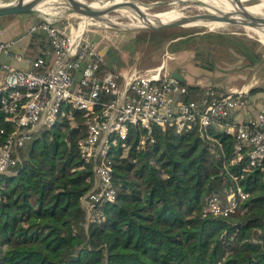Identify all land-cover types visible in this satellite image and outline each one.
<instances>
[{"label": "trees", "instance_id": "16d2710c", "mask_svg": "<svg viewBox=\"0 0 264 264\" xmlns=\"http://www.w3.org/2000/svg\"><path fill=\"white\" fill-rule=\"evenodd\" d=\"M208 37L218 34L198 39ZM194 40L183 42L198 59L206 47ZM84 121L74 111L38 131L11 174L0 175V264H264V184L256 172L243 180L249 197L234 214H201L203 199L221 194L237 172L228 138H221L223 156L196 133L154 127L149 138L129 128L126 147L109 154L116 199L93 205L88 218L81 200L95 179L77 148Z\"/></svg>", "mask_w": 264, "mask_h": 264}, {"label": "built area", "instance_id": "2783aa9c", "mask_svg": "<svg viewBox=\"0 0 264 264\" xmlns=\"http://www.w3.org/2000/svg\"><path fill=\"white\" fill-rule=\"evenodd\" d=\"M89 24L39 21L24 35L0 43L1 55L34 34H42L47 42V48L36 46L26 69L3 65L0 135L6 137L0 144V175L19 163V150L35 133L51 129L66 114L79 111L85 121L77 148L84 161L93 163L95 179L82 198L89 213L93 205L116 199L111 150L126 147L129 128L141 129L150 138L157 127L180 136L196 133L223 156L221 138L231 141L228 164L237 172L229 173L230 185L221 194L203 199L201 214H234L249 197L243 180L256 172L264 184V96L250 91L257 87L249 79L240 88L218 91L208 86L198 99L186 100L188 87L173 78L164 64L144 71L135 66L111 71L100 52L101 41H83ZM144 146L143 138L140 148Z\"/></svg>", "mask_w": 264, "mask_h": 264}, {"label": "rangeland", "instance_id": "374dc122", "mask_svg": "<svg viewBox=\"0 0 264 264\" xmlns=\"http://www.w3.org/2000/svg\"><path fill=\"white\" fill-rule=\"evenodd\" d=\"M88 1V0H86ZM142 3L150 4L154 2L168 3L162 4L157 7L152 8L148 11L151 15L161 14L170 11H183L184 13H194L200 11L201 9L192 4H178L172 5L173 0H137ZM246 5L257 4L258 0H245ZM52 13V12H50ZM110 15V16H109ZM118 16V17H116ZM122 15L119 12H110L108 14L109 18L112 20L126 24L130 23V19ZM32 18L39 21H51V17H35ZM116 18V19H115ZM4 20H7L4 18ZM4 20H0V27L3 26ZM67 20L74 25L81 23L83 19L79 18H65L62 21ZM60 21V22H62ZM87 22V21H86ZM88 29L89 33L84 36V42H97L99 38L103 46H110V50L105 54L104 58L107 59L108 66L113 69H120L125 71V69L133 65L138 70H144L145 67L153 68L165 59L164 46L169 45L171 42L178 38H182L183 41H190L195 39V44L197 47L204 45L206 47L210 61L212 58H216V52L220 51L219 59L216 60L214 66L216 68L225 69L226 79L220 81L228 82L229 86L227 88H240L247 83L250 79L252 87H257L264 89V38L258 36L254 30L239 27V26H220L219 28H190V27H180L172 31L166 32H154L150 34H132L116 32L111 29H105L98 23L94 21L90 22ZM205 33H217V41L212 42V39L208 37L205 39H198ZM257 35V36H256ZM147 38L151 43L146 42ZM197 38V39H196ZM188 42H186L187 44ZM199 45V46H198ZM168 47V46H167ZM209 52V53H208ZM244 53H247L245 56ZM204 56V55H203ZM205 58V57H204ZM198 61L195 57L190 61L193 63ZM214 61V60H213ZM127 63V67L124 64ZM121 70V71H122ZM128 70V69H127ZM229 70V71H228ZM231 70V72H230ZM229 72V73H228ZM253 79V80H251ZM216 85V83H215ZM214 86V85H208ZM221 86V85H220ZM258 97L264 96L262 90L256 93ZM28 143V142H27ZM26 143V144H27ZM11 174L8 172V175ZM7 175V174H6ZM5 182V177H0V183ZM88 215V214H87Z\"/></svg>", "mask_w": 264, "mask_h": 264}, {"label": "water", "instance_id": "95a60500", "mask_svg": "<svg viewBox=\"0 0 264 264\" xmlns=\"http://www.w3.org/2000/svg\"><path fill=\"white\" fill-rule=\"evenodd\" d=\"M9 2L7 7H0V18L29 15L39 18H43L46 13L52 12L54 17H51L52 24H57L65 18H79L88 22L94 21L100 24L105 29H111L116 32L132 33V34H150L154 32H166L172 31L180 27L194 28V24L199 23H212L219 26H239L251 30L264 29V13H252L248 10L245 0H236L239 4L237 9L232 10H220L216 9L209 4L201 1L184 2L180 0H173L171 3L180 2V4H192L198 6L201 10L194 13H180L171 20L162 21L161 19L156 21L147 22L141 26H131L127 24L118 23L103 13L91 9L88 3L73 0L74 4L78 7L67 8L63 7L56 1H39V0H0ZM129 2H136L146 8H154L162 4L154 2L150 4L142 3L137 0H129ZM43 21V20H42ZM172 77L179 80L181 83H185V80L179 74L178 71L172 73ZM16 174V173H15ZM89 218V214L87 216Z\"/></svg>", "mask_w": 264, "mask_h": 264}, {"label": "crops", "instance_id": "0c3cea01", "mask_svg": "<svg viewBox=\"0 0 264 264\" xmlns=\"http://www.w3.org/2000/svg\"><path fill=\"white\" fill-rule=\"evenodd\" d=\"M5 19L7 20H4V18H0V20H4V23L2 24L3 26L0 27V43L11 39H16L24 35L27 29L38 21L29 15L10 16V18L5 17ZM34 36H36L37 39H34L31 46H29L28 39L25 38L24 41L20 42L18 45L1 53L0 84L4 81L5 77L3 65L12 66L16 69H26L28 67L29 57L34 52L36 46L40 44L42 47L47 48V42L42 34H35ZM104 38L105 37L99 38V41ZM187 45L189 44L184 43L182 38L174 40V42H171L169 45L166 44L164 46L165 59H163L160 64H164L171 73H173L174 71H178L182 78L185 80L184 85L194 88L191 92H189V97L191 99H198L203 94L208 85L218 86L219 88H221V90L227 89V87L229 86L228 82H223L220 84V81H224L226 79V68L221 69L214 66L216 60L220 58L218 55L220 51H215L216 58L213 57L212 59L214 61L212 60V62L210 61V57L208 56V54H206L207 50H204V56L202 55L197 59L198 61L190 63V61L195 57V54L190 50H186ZM108 50H110L109 44L102 46L100 52L105 56ZM16 56H20V59H16ZM105 60L107 63V67H109L107 59ZM125 66L127 67V63L124 64L123 68ZM129 68L130 66H128L125 70ZM110 69L112 71L120 72L122 70V67L119 70L113 68ZM146 69H149V67L144 68V70ZM260 89L261 88H259V90ZM260 98H263V96H260ZM81 205L87 209V203L84 199L81 200ZM87 214H89L88 211Z\"/></svg>", "mask_w": 264, "mask_h": 264}, {"label": "bare ground", "instance_id": "6f19581e", "mask_svg": "<svg viewBox=\"0 0 264 264\" xmlns=\"http://www.w3.org/2000/svg\"><path fill=\"white\" fill-rule=\"evenodd\" d=\"M39 1H56L59 4H61L63 7L78 9V7L74 4L73 0H39ZM78 1L88 3V6L91 9L97 10L106 16H108L110 12H114V11L119 12L121 16L126 15L130 19V23H126V24L131 25V26H141L143 24L145 25L147 22H150V21L152 22V21H156L159 19H161L162 21L171 20L175 16L183 12V11L176 12L173 10V11L165 12L161 14H155V15L151 14L150 15L148 13V11L151 10L150 8H146L136 2H129V0H88V1L78 0ZM180 1H184V2L201 1L203 3H206L207 5L209 4L210 6L216 9H220V10L237 9L239 6L236 0H180ZM171 4L178 5L180 4V2H174ZM9 5H10L9 2L0 1V7H7ZM250 6L251 7L248 8L250 12L256 13V14L264 13V0H258L257 4H253ZM44 15H47V17H54L55 14L46 13ZM86 24L87 22L84 21V25ZM193 27L194 28H215V27L219 28L220 26L217 24H212V23H202V24L199 23V24H194ZM255 33L258 36L264 38V29H258L255 31Z\"/></svg>", "mask_w": 264, "mask_h": 264}]
</instances>
